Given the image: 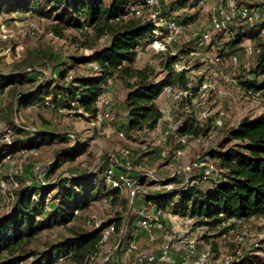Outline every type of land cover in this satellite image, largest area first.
<instances>
[{"label": "trees", "instance_id": "trees-1", "mask_svg": "<svg viewBox=\"0 0 264 264\" xmlns=\"http://www.w3.org/2000/svg\"><path fill=\"white\" fill-rule=\"evenodd\" d=\"M17 1L18 5L15 0H0V21L3 12H22V17H16V20L20 22L36 18L40 23L51 22L52 33L59 39L64 38L66 30H76L83 38L80 49H86L89 53L69 56L68 61L64 62L50 50L28 51L14 69L7 73L0 72V96L5 90L12 88L15 95L22 94L16 104L17 111L26 108L46 109L43 103L49 100L54 106L63 109L66 115L84 118L89 123L97 114L95 103L98 97L115 85H120L126 90L123 100L125 119L122 122L126 137H151L156 141L153 131L162 118L157 99L166 87L178 90L185 88L187 72H175L174 65L185 59L194 40L190 46L166 54L160 63V71H157L148 64L142 67L137 65V49L147 44L156 29L146 15L129 16L130 8L144 0ZM199 1L202 0H166L163 5L168 4L170 8L182 10L186 6H196ZM263 10L264 7L261 11ZM161 16L169 19L164 14ZM239 22L244 27L234 32L233 37L227 36L226 41L213 40L212 34L208 49L215 45L217 59L229 63L232 56H243L242 43L249 41L253 47L250 56L253 64L249 70H240L233 79L242 88L261 89L264 86V45L260 43L259 33L264 21L255 24ZM2 27L5 28L3 24L0 25V34H3ZM10 39L0 36V55L10 52L5 46ZM73 41L77 42L75 39ZM45 64L51 66L52 76L44 82L39 77H34L33 69L26 70ZM81 66L88 67L90 72L85 75L71 74ZM23 88H27L26 91H22ZM176 105H173L172 113ZM13 108V104L7 106L9 111ZM189 121L191 120L186 118L172 134L176 135L178 141L181 138L205 136L210 133L211 128L224 129L220 143L210 148L206 156L200 157L211 161L222 173L217 178L199 179L198 184L192 183L186 187H181L182 180L176 185V179H172L168 184L176 187L169 191L137 195L134 209L141 207V204H151L171 214L193 219L196 224L205 227L198 238L199 244L213 233L223 235L237 224L264 217V113L254 118H243L233 127H226L225 121L221 127L215 126V120H209L206 125ZM6 130L10 131L8 143L2 141ZM54 144H63L68 148L71 141L68 137L46 129H23L8 117L2 121L0 113V169L6 165L4 159L9 155L18 151L35 152L41 147ZM57 151H60L59 159L43 172L45 180L42 182L34 179L27 186L22 176H14L18 186L11 189L7 174L0 181L9 184V206L0 214V264H58V257L64 258L60 264H88V260L97 254L98 247L104 245L100 241L105 229L111 226L114 228L107 243L120 234L127 202L121 201V193L124 192L122 189L112 187L104 181V172L112 168L115 176H129L131 173L114 164L103 163L100 175L99 172L87 171L48 180L49 174L60 163L74 162L86 153L85 147L80 144L72 150L61 148ZM168 155L161 158L170 162ZM131 175L137 179L139 189L149 180H145L142 175ZM97 198L111 206L118 205L121 213L102 222L99 228L87 226L85 219L83 225L90 229L72 227L67 236L46 244L42 252L29 249L40 233L67 227L77 218H82L83 212ZM75 212L78 214L75 215ZM126 228L114 258L122 263L125 259L123 264H138L136 255L129 253L133 243L140 248L135 236L141 231L134 226V213ZM116 245L117 242L114 247ZM139 252L142 251L139 249ZM244 261L245 258H242L238 264H243ZM107 264H112V260Z\"/></svg>", "mask_w": 264, "mask_h": 264}, {"label": "rangeland", "instance_id": "rangeland-1", "mask_svg": "<svg viewBox=\"0 0 264 264\" xmlns=\"http://www.w3.org/2000/svg\"><path fill=\"white\" fill-rule=\"evenodd\" d=\"M15 1V4L18 5V1ZM234 1L237 6H246L254 9L258 8L260 10L264 7V0ZM212 4L210 0L199 1L196 6H186V8L182 10L173 9V7L170 8L168 4L166 6L163 5L161 14H164L171 20L184 24V34L176 40L172 49H168L167 52L163 54H153L149 51L141 52L139 58H137V65L142 67L148 64L157 71H160V63L165 58L166 54L178 52V50L190 46L197 34L203 30H207L213 9ZM19 16L22 17V12H19V14L1 13L2 20L0 21V25L3 24L6 28L3 34L11 38V41L5 45L9 48L10 52L5 55H0L1 73L10 72L28 51H34L36 49L50 50L59 55L60 61L64 62L68 61L67 59L69 56H80L89 53L86 49H80L79 46L83 38L78 31L66 30L64 38L59 39L52 33L51 22L45 24L40 23L36 18L19 22L16 20V17ZM243 27L244 26L241 25L240 22L235 23L231 29L232 34L234 35V32L241 30ZM3 34H0V36ZM222 34L223 33L213 32V40L225 39L223 41H226L229 34ZM73 39L77 40V42L74 43ZM259 40L260 43L264 45V34L259 33ZM215 49L216 46L213 45L206 51L208 61L218 58L217 53H214L216 52ZM239 61L240 63L238 66H231L230 63H226L225 61L221 62L219 60L207 62L203 66L195 65L193 68H189L185 71L187 72V82L193 81L197 86L205 83L206 85H210V88L206 92L205 100L201 102L199 107L193 108L184 101L176 105L173 115L179 125H181L186 118L191 120L189 122L206 125L209 120H215L218 113L223 112V120L227 125L226 127H233L243 118H254L264 113L262 108L250 103L245 97H241L238 91L231 89L232 87H230V85L233 83H227L221 77V74L225 72L233 79L238 76L240 70H249L253 64L250 56L247 58L241 56ZM31 69L35 71L34 77H39L42 82L48 80L52 76V68L49 65L34 66L30 68V70ZM89 72L90 70L88 67L81 66L71 74L85 75ZM26 89L27 88H23L22 91H26ZM104 94L106 95V93ZM125 94L126 90L120 85H115L113 87L106 98L108 100V109L115 116V122H103L100 127H95L91 125V122L88 123L86 119L68 116L66 112L58 113L48 109L33 110L29 108L17 111L16 104L22 94L19 93L15 95L14 90L8 88L0 96L1 119L3 121L5 117H8L14 124L23 129L28 128L27 130L30 131L46 129L53 133L57 132V134H61L65 137L72 135L74 139L68 147L71 150L78 144L85 147L86 153L74 162L60 163V166L49 174L48 180L69 177L72 173H86L87 171L89 173L99 172L98 175H100V170L102 169L100 166L103 163L106 165L110 163L113 164V160L117 159L125 166L139 170L141 172L139 174L144 176L145 180L149 179L152 181L148 176L149 174L156 177L157 181L150 182L148 180L147 182H150V184L146 182V185L141 187L142 192L136 194L139 196L165 190L169 191L176 187L174 185H169V181L176 179V185L179 184L182 180L179 172H182L183 169L188 166L190 167V164L192 162L194 163L197 157L206 156L209 149L216 147L222 139L224 129L211 128L210 133H207L205 136L201 135L200 137L185 139V144H181L176 135H172V137L168 139L169 141L162 146L163 148L161 147V151V145L159 142L158 144L156 142L158 139H156V141L151 137H132L129 139L122 129V122L125 119L123 105ZM161 96L166 97V104H160L159 107L162 111L169 112L174 106L171 105L170 99L165 94ZM12 104L14 105L12 111L7 110V106ZM183 110L188 112H183ZM119 131L124 134V137L119 136ZM63 147H65L63 144L44 146L38 151L29 153L26 157L20 158L15 167L17 169L15 177L22 176L23 179L29 181L36 180L37 178H41V181L45 180L43 172L59 159L60 151H57L58 149H68ZM162 151L166 153L162 158L167 157V154H169L168 159H170V162H168L167 159L161 158V154L159 153ZM177 151H180V154L177 155ZM148 156H150V158H147ZM200 159L205 160L203 158ZM8 170L9 168L7 165L0 169V181L5 179ZM127 171L130 172L129 170ZM196 171L197 170H193L191 174H195ZM129 176L132 175L130 174ZM4 182L7 185L5 189L0 188V214L4 213L9 206L7 196L9 186L6 181ZM121 196V201L125 200L127 202V210L123 213L125 222L131 201L130 191L122 192ZM141 206L143 205L141 204ZM118 213H121V208L118 205L111 206L104 200L102 201L97 198L90 207L83 212L82 218H77L67 227L56 228L52 231L40 233L38 238L30 245L29 249L35 252H42L46 244H52L67 236L70 233L69 229L72 227L84 230L90 229L83 225L85 219H96V221L102 223L116 217ZM130 219L131 216L128 222ZM166 227L169 228L167 225ZM123 228L124 224L120 234L115 239L98 247L97 254L88 260V264H107L111 260L112 264H123L124 261H126L124 259L123 263L119 262L114 258V255H112L109 261L105 262L108 256L113 253V247L116 242L118 244L120 241ZM140 231H142V237L138 245L142 252H157L164 243L169 242L172 255H176V257L179 256L180 250H178V248L180 244L178 241H166L164 236L167 235L164 233L162 235L154 233L155 238L152 240L147 233L143 230ZM236 235L243 236L244 242L242 245H236L234 242ZM142 238L144 239L142 240ZM146 243H151L152 246H148ZM198 248L199 251H210L212 259L215 262L228 256L240 257L241 259L245 258L243 264H264V217L253 218L249 221L237 224L232 230L223 235L213 233L207 240L201 241V243L198 244Z\"/></svg>", "mask_w": 264, "mask_h": 264}, {"label": "built area", "instance_id": "built-area-1", "mask_svg": "<svg viewBox=\"0 0 264 264\" xmlns=\"http://www.w3.org/2000/svg\"><path fill=\"white\" fill-rule=\"evenodd\" d=\"M166 0H144L132 6L129 10V16L142 17L146 15L150 19L156 29L153 31L151 39L147 41L142 47H139L137 51L141 49L144 51H149L153 54H163L167 52L168 49H172L173 44L176 40L184 34V26L177 21L163 18L161 15L162 5ZM207 1V0H202ZM213 4L212 12L210 16V21L207 30L201 31L194 38V43L191 49L188 51L184 60L178 61L174 65V70L177 73L193 68L195 65L203 66L207 62L218 61L217 58L208 61V55L206 51L212 39V34L223 33L229 34L233 37L231 32V27L239 22L243 21L247 24H255L264 21V10L259 9H249L243 6H237L234 0H210ZM23 22V21H22ZM3 28V27H2ZM2 31L5 33L6 28ZM260 34H264V27L260 29ZM5 39L7 36L3 34L1 36ZM243 56L245 58L251 56L253 52V47L249 41H243L242 43ZM231 66H238L239 58L238 56H232L229 61ZM229 74H221V77L227 83H233L236 86V91L240 93V96L245 97L250 103L256 105L264 110V86L261 89H245L237 85L236 81L231 79ZM210 85L205 83L197 86L193 81L187 82L185 88L183 89H173L171 87H166L163 90L165 94L171 101L172 105H176L180 102H186L191 107H199L201 102H203L206 96V92L209 90ZM212 88V87H211ZM97 114L93 120H91V125L95 127H100L103 122L114 123L115 116L108 109V100L105 94L98 97L95 103ZM43 107L49 110H54L58 113H64V110L54 106L49 100L44 101ZM264 112V111H263ZM161 122L155 127L153 135L158 139L161 146H164L169 137L181 126L179 125L171 110L169 112L162 111ZM223 112L218 113L214 124L217 127L223 125ZM119 136L124 137L123 133L119 131ZM10 131L6 130L2 141L5 143L9 142ZM68 138L72 141L74 138L69 135ZM181 144H185V138L180 139ZM180 150V149H179ZM29 153L27 151H18L13 155H9L4 159V163L8 166L9 170L7 176L10 180L11 189H16L18 184L14 179L17 173L16 164L17 161L26 157ZM161 157H164L166 153L162 151ZM180 151H177V155ZM113 164L117 167L124 168L125 170H131V168L120 164L117 159L113 160ZM191 166L183 169L181 178L183 184L181 187H186L189 184H198L199 179L205 180L210 177H218L222 170L216 167L211 161L202 160L197 157L190 164ZM193 170H197L195 174H191ZM152 181H157L156 177L152 174L148 175ZM197 176V178H194ZM193 180V181H192ZM36 181L42 182L41 178H37ZM104 181L110 184L112 187L122 189V191H130V195L133 196L136 192L141 190L137 186V179L131 176H125L118 174L115 176V170L109 168L104 172ZM32 181L25 180V185L30 186ZM6 183L2 181L0 187L5 189ZM9 185V184H8ZM137 196V195H136ZM134 213V226L143 230L147 233L153 240L155 238L154 233L162 235L163 233L166 241H178L180 247V254L178 257L172 255L171 245L169 242L164 243L157 252L154 253H142L139 252L138 246L136 244H131L129 248L130 254L136 255V260L138 264H238L241 260L240 257H224L219 261H214L212 255L208 250H198V238L202 235L205 227L195 223L193 219L188 217L180 216L177 214H171L169 212L158 209L156 206L151 204H146L136 209H133ZM78 212H75L77 215ZM166 219V220H165ZM168 223V224H167ZM87 226L92 228H99L101 222L96 221V219H87ZM166 225L169 227L167 228ZM114 233L113 226L105 229L102 232V238L100 244H107L110 237ZM234 242L236 245H242L244 242L243 236L236 235ZM116 247V246H115ZM114 247V249H115ZM176 259V260H175ZM64 261L63 257L57 258V263L60 264Z\"/></svg>", "mask_w": 264, "mask_h": 264}, {"label": "crops", "instance_id": "crops-1", "mask_svg": "<svg viewBox=\"0 0 264 264\" xmlns=\"http://www.w3.org/2000/svg\"><path fill=\"white\" fill-rule=\"evenodd\" d=\"M141 52H144V50H140L139 51V53H138V58H139V54L141 53ZM230 87H232L231 89H233L234 91L236 90V88H235V86L234 85H230ZM113 88H110V89H108L107 90V92H106V97H107V95L109 94V92L112 90ZM165 98L166 97H164V96H160L158 99H157V105L158 106H160V104H166V102H165ZM167 108H168V106H167ZM185 110H183V112H184ZM186 112V111H185ZM188 112V111H187ZM186 112V113H187ZM147 158H150V156H148ZM130 173L131 174H133V175H140L139 173H141L139 170H136V169H131L130 170ZM166 220V219H165ZM168 224V223H167ZM142 232V231H141ZM141 232L139 233V235L138 234H136V238H138V241L137 242H140L141 241V237H142V234H141ZM144 238H142V240H143ZM145 242V241H144ZM146 245H148V246H152V244L151 243H146Z\"/></svg>", "mask_w": 264, "mask_h": 264}, {"label": "water", "instance_id": "water-1", "mask_svg": "<svg viewBox=\"0 0 264 264\" xmlns=\"http://www.w3.org/2000/svg\"><path fill=\"white\" fill-rule=\"evenodd\" d=\"M26 70H30V68H29V69H26ZM27 129H28V128H27ZM64 134H65V133H64ZM136 192H142V191H141V190H138V191H136ZM135 199H136V193H135L133 196H131L130 206H129L128 214H127V217H126V221L124 222V228H123V231H122V236H121V238H120V241H121L122 238L124 237L125 229H126V227H127L128 220H129V218H130V216H131V213H132V211H133V209H134L133 207H134ZM120 241H119L118 244L116 245V247H115L113 253L110 254V255L108 256V258L105 260V262H108L109 259L111 258V256H112V255H115V253H116V251H117V249H118V247H119V245H120Z\"/></svg>", "mask_w": 264, "mask_h": 264}]
</instances>
